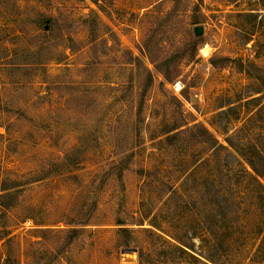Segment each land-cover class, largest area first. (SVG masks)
<instances>
[{
	"label": "rangeland",
	"instance_id": "374dc122",
	"mask_svg": "<svg viewBox=\"0 0 264 264\" xmlns=\"http://www.w3.org/2000/svg\"><path fill=\"white\" fill-rule=\"evenodd\" d=\"M248 156L264 0H0V264H264Z\"/></svg>",
	"mask_w": 264,
	"mask_h": 264
},
{
	"label": "trees",
	"instance_id": "16d2710c",
	"mask_svg": "<svg viewBox=\"0 0 264 264\" xmlns=\"http://www.w3.org/2000/svg\"><path fill=\"white\" fill-rule=\"evenodd\" d=\"M97 1V0H95ZM190 40L188 41V43L186 44L187 48H186V52L189 53L190 55L188 56H194L197 52L198 49V44L203 42V38L202 36H196L194 35L192 32H190L189 34ZM189 49V50H188ZM190 49L192 50L191 52ZM185 55V54H184ZM180 57H182V55H180ZM227 59V58H224ZM171 60H166L162 63V70H163V75L166 78L167 81L169 82H174L176 80V78L180 75V72L176 71L173 69ZM214 65H219L218 63L212 61ZM175 64V63H174ZM195 119H192V123L193 126L192 127H196V126H202L204 129V135H206L207 133H211L205 126L201 125L200 123H195L194 122ZM188 125L187 122H178L176 123L174 126H172L171 128H168V130H166L169 133V137H173L176 135H179L181 133H183L184 130H188L185 126ZM184 127V128H183ZM199 137H202V135H200ZM199 141V140H198ZM238 149V148H237ZM240 151V150H238ZM241 152V151H240ZM262 160H264V156H262ZM248 163L250 164V166L252 167V169L255 171L256 175L262 176L264 177V170H262L261 168H259L255 162V159H253L252 157L248 156ZM5 190L7 188H2V190ZM263 244H264V235H263Z\"/></svg>",
	"mask_w": 264,
	"mask_h": 264
},
{
	"label": "water",
	"instance_id": "95a60500",
	"mask_svg": "<svg viewBox=\"0 0 264 264\" xmlns=\"http://www.w3.org/2000/svg\"><path fill=\"white\" fill-rule=\"evenodd\" d=\"M203 32H204V28H203L202 25H197V26L195 27V33H196L197 35H202Z\"/></svg>",
	"mask_w": 264,
	"mask_h": 264
}]
</instances>
